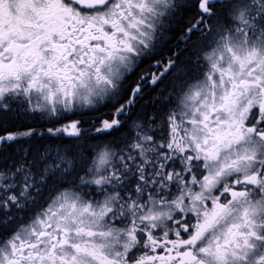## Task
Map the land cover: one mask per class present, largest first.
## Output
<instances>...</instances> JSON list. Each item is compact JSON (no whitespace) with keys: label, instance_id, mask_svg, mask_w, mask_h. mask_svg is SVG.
<instances>
[{"label":"snow or ice","instance_id":"snow-or-ice-1","mask_svg":"<svg viewBox=\"0 0 264 264\" xmlns=\"http://www.w3.org/2000/svg\"><path fill=\"white\" fill-rule=\"evenodd\" d=\"M0 264H264V0H0Z\"/></svg>","mask_w":264,"mask_h":264}]
</instances>
